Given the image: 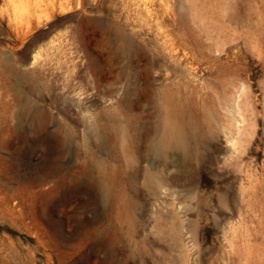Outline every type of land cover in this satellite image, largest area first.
<instances>
[{"label":"rangeland","instance_id":"obj_1","mask_svg":"<svg viewBox=\"0 0 264 264\" xmlns=\"http://www.w3.org/2000/svg\"><path fill=\"white\" fill-rule=\"evenodd\" d=\"M0 264H264V0H0Z\"/></svg>","mask_w":264,"mask_h":264},{"label":"bare ground","instance_id":"obj_2","mask_svg":"<svg viewBox=\"0 0 264 264\" xmlns=\"http://www.w3.org/2000/svg\"><path fill=\"white\" fill-rule=\"evenodd\" d=\"M173 93H174V92H173ZM170 97H172V96H170ZM170 99H171V98H170ZM169 109H170V108H169ZM176 120H177V119H176ZM176 120H175V121H176ZM171 122H172V121H171ZM173 122H174V121H173ZM173 122H172V123H173ZM172 123H171V124H172ZM175 123H178V122H175ZM171 124H170V125H171ZM176 125H177V124H175V127H176ZM173 127H174V126H173ZM173 127H172V128H173ZM183 127H184V126H183ZM167 129H168V127H167ZM169 129H170V128H169ZM169 131H170V130H169ZM172 132H173V131H171V133H172ZM164 134H165V132H164ZM174 134H175V133H173V135H174ZM177 134H178V133H177ZM180 134H181V133H180ZM167 135H170V134L167 133ZM160 136H161V135H160ZM162 136H163V135H162ZM165 137H166V135H165ZM168 138H169V137H168ZM157 139H158V138H157ZM157 139H156V140H157ZM161 139H162V138H161ZM170 139H171V138H170ZM165 140H166V139H164V141H165ZM167 140H169V139H167ZM173 142H174V140H173ZM163 145H164V144H163ZM163 145H162V146H163ZM173 145H174V144H173ZM175 145H177V144H175ZM176 147H177V146H175V148H176ZM163 148H164V147H163ZM169 148H170V147H169ZM159 149H160V148H159ZM167 151H168V150H167ZM176 151H177V150H176ZM163 152H164V151H163ZM168 152H169V151H168ZM161 155H162V154H161ZM166 155H167V154H166ZM130 156H131V155H130ZM167 156H168V155H167ZM163 157H164V156H163ZM128 160H129V159H128Z\"/></svg>","mask_w":264,"mask_h":264}]
</instances>
